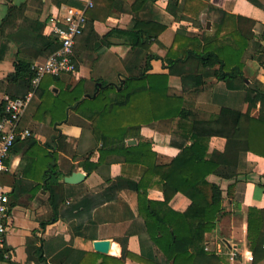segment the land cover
<instances>
[{
  "label": "crops",
  "instance_id": "1",
  "mask_svg": "<svg viewBox=\"0 0 264 264\" xmlns=\"http://www.w3.org/2000/svg\"><path fill=\"white\" fill-rule=\"evenodd\" d=\"M69 1L67 4L64 0H0V81L13 72L17 60L34 65L50 53L46 43L53 37L48 33V16L64 5L83 7L88 1L93 3L86 10L85 28L74 45L76 73L62 74L56 81L47 75L43 77L19 122V128L28 129L30 135L17 139L5 160L7 170L0 173V183L9 191L6 249L10 254L0 264H144L139 257L158 264L162 258L154 252L147 233L145 210L138 207V194L128 183V179H140L139 170L128 169L123 162H112L101 163L97 170L87 173L90 163L98 159L95 150L88 160L84 158L97 147L81 116L87 112H72L70 122L59 119L55 109L48 106L50 96L79 79L86 80L87 89L100 87L99 79L113 80L125 66L132 65L143 51L138 48L131 54L130 39L124 31L131 29L136 20L163 26L157 38H151L150 51L161 58L151 60L149 73L166 74L168 67L163 58L174 35L185 37L183 51L188 47L187 38L193 37L190 34H197L204 43L202 38L211 37L214 25L226 18L224 33L227 32L229 39L223 40L224 48H216L218 44L213 50L228 51V63L232 67L238 63V44H245L240 65L244 83L252 89L254 81L264 83V68L249 57L256 43L264 46V0ZM194 48L201 51L198 45ZM194 83L193 78L172 74L167 92L191 103L199 118H211L221 106H228L264 121V94L252 105L248 100L250 89L231 90L234 82L213 78L191 97L188 89ZM47 89L52 93L41 94ZM24 92L21 83H3L0 104L5 95ZM173 129L168 119L141 127V136L151 141L156 154L155 167L169 163L179 152L177 142L184 137L172 136ZM131 139L134 142L129 143ZM226 141L224 137L212 136L208 141L209 151L222 154L230 145L228 154L236 164L238 178L244 182L240 190L234 187L236 197L231 198L225 193L231 181L209 176L210 181L219 182L223 189L222 205L227 213L206 234L207 243L209 248L223 246L219 264H252L246 258L250 252L246 242V211L249 206L264 208V156L246 151L240 142ZM135 142L136 138L127 139L129 144ZM74 171L82 172L84 178L76 183L64 182V176ZM119 177L124 180L116 181ZM155 179L150 177L147 198L163 201L164 195ZM189 203L185 195L177 192L167 205L173 211L183 212ZM96 239L110 240L107 253L94 250L92 242ZM121 241L127 252L124 258H121ZM230 249L238 253L235 258H230ZM82 253L86 255L83 257ZM259 264H264V258Z\"/></svg>",
  "mask_w": 264,
  "mask_h": 264
},
{
  "label": "trees",
  "instance_id": "2",
  "mask_svg": "<svg viewBox=\"0 0 264 264\" xmlns=\"http://www.w3.org/2000/svg\"><path fill=\"white\" fill-rule=\"evenodd\" d=\"M64 2L68 4L70 1ZM57 5H60V2ZM226 21V18H223L215 24L212 36L202 38L204 43H201L197 34H190L193 37L187 38L188 47L183 48V51L182 38L185 37L174 35L172 44L163 58L168 73L151 74L149 73L151 60L160 57L150 51L151 38L156 39L163 26L149 20H136L132 28L124 33L130 39L131 54L138 48L143 52L135 58L132 65L125 66L119 76L113 80L99 79L101 86H95L92 90L86 88L85 79H79L74 84L61 88L56 94L48 89L41 92L53 94L50 96L48 106L55 109L59 119L70 122L72 112L78 114L82 111L87 112L85 116H81L90 129L97 147L91 149L84 158L88 160L94 150L98 152L97 161L90 163L87 173L97 170L101 163L112 162H123L128 169L139 170L140 179L138 181L128 179V183L138 194V207L145 210L147 233L153 242L154 252L160 254L162 258L158 264H219L222 258L216 252V247L205 249L209 246L206 234L211 232L217 220L227 213L222 205L225 197L220 183L210 181L208 178L215 175L220 180L231 181L225 192L231 198L236 197L233 194L234 187L237 186L240 190V184L244 181L238 178L236 164L228 154L230 145L226 146L222 154L211 152L208 148L209 139L212 136H221L226 138L228 143L240 142L246 151L264 156L263 120L239 108L228 106H221L218 113L211 118H199L197 110L192 108L191 103L167 92L168 78L172 74L195 80L188 89V95L191 97L203 90L208 80L213 78L234 82L231 90L245 92L250 89L244 83L240 65V58L245 52L246 45L238 44L239 52L236 55L238 63L232 67L228 63L230 59L228 51L213 50L218 44L216 48H224L223 40L229 39L227 32L224 33ZM194 45L200 46L201 51H197ZM46 46H50L47 50L51 53L59 44L52 38ZM249 57L264 68V46L261 43L255 44ZM33 76L32 64L26 60H17L13 72L1 80L0 85L21 83L25 92L22 95H9L13 98L21 97L30 90ZM47 76L53 81L59 77ZM250 91L252 94L248 99L249 103L255 105V101L264 94V83L254 81ZM83 94L86 95L83 97ZM3 114L4 100L0 104V119ZM166 119L174 125L172 136L177 134L183 135L184 138L177 142L180 149L171 161L155 167L156 154L151 149V141L141 136L140 131L142 125ZM128 138H136V142L129 144ZM150 177L151 180L152 177H156L155 182L164 195L163 201L147 198L146 188L151 184ZM122 179L124 180L119 177L116 181ZM107 181L111 179L108 178ZM177 192L190 200L183 212L173 211L167 205ZM246 242L252 255L251 263L259 264L264 258V208L253 206L247 208ZM38 249L37 247L36 250ZM126 254L125 243L121 241V258ZM82 255L84 257L86 254ZM109 258L113 259L111 256ZM3 259V252L0 251V260ZM138 259L144 264H153L147 258Z\"/></svg>",
  "mask_w": 264,
  "mask_h": 264
},
{
  "label": "built area",
  "instance_id": "3",
  "mask_svg": "<svg viewBox=\"0 0 264 264\" xmlns=\"http://www.w3.org/2000/svg\"><path fill=\"white\" fill-rule=\"evenodd\" d=\"M92 6L91 1H88L83 7L64 5L59 11L47 17L48 33L56 39L59 46L49 53L42 62L32 65L34 76L30 81L31 88L25 95L15 98L5 95L3 98L4 114L0 119V173L7 170L5 160L11 154L17 139L30 135L28 129L19 128V122L41 79L46 75L60 76L76 73L74 45L85 28L86 10ZM8 192V188L0 183V251L3 252L4 259L10 257L9 251L6 249L7 217L9 215ZM205 249L209 250L210 248L206 246ZM222 250L223 246L216 247L217 253ZM229 254L231 259L238 255L235 249H230ZM246 258L249 261L252 260L250 252L246 254Z\"/></svg>",
  "mask_w": 264,
  "mask_h": 264
},
{
  "label": "water",
  "instance_id": "4",
  "mask_svg": "<svg viewBox=\"0 0 264 264\" xmlns=\"http://www.w3.org/2000/svg\"><path fill=\"white\" fill-rule=\"evenodd\" d=\"M129 143L134 142L132 139L128 140ZM84 178V174L80 171H74L70 175L64 176L63 181L66 183H76ZM95 251L100 253H107L110 247L109 239H96L92 242Z\"/></svg>",
  "mask_w": 264,
  "mask_h": 264
}]
</instances>
